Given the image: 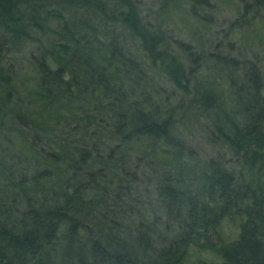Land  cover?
<instances>
[{
  "label": "trees",
  "instance_id": "1",
  "mask_svg": "<svg viewBox=\"0 0 264 264\" xmlns=\"http://www.w3.org/2000/svg\"><path fill=\"white\" fill-rule=\"evenodd\" d=\"M0 264H264V0H0Z\"/></svg>",
  "mask_w": 264,
  "mask_h": 264
},
{
  "label": "rangeland",
  "instance_id": "2",
  "mask_svg": "<svg viewBox=\"0 0 264 264\" xmlns=\"http://www.w3.org/2000/svg\"><path fill=\"white\" fill-rule=\"evenodd\" d=\"M223 5H224V4H223ZM223 5H220V6H219V13H223V12L226 11L227 7H226V5H225V6H223Z\"/></svg>",
  "mask_w": 264,
  "mask_h": 264
}]
</instances>
